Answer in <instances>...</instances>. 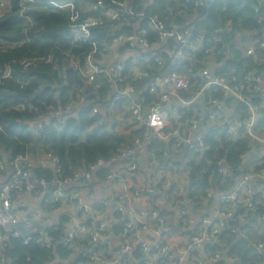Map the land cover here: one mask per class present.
Instances as JSON below:
<instances>
[{
    "label": "built area",
    "instance_id": "1",
    "mask_svg": "<svg viewBox=\"0 0 264 264\" xmlns=\"http://www.w3.org/2000/svg\"><path fill=\"white\" fill-rule=\"evenodd\" d=\"M157 1L160 0H143L140 5L139 2L119 0L114 6L105 7V0H91L87 10L98 12L104 8L105 11L91 13L79 20L82 9L76 7L74 1L22 0L24 8L29 4L43 3L54 11L70 12V37L75 43L85 42L92 46L83 58L55 47L64 56L65 68L74 70L83 83L67 88V105L59 104L49 110L42 120L31 125L34 131L38 132L44 121L55 120L63 126L68 119L78 116L80 107L91 105L92 115L104 119H110L114 113L128 112L131 134L135 135L132 146L119 149L109 160L76 167L72 177H62L61 157L53 151H41L35 157L30 152L18 154L8 163L0 159V264L11 263L5 256L6 248L11 247V237L22 238L24 244L35 241L46 247L62 245L71 250L72 258L57 257L52 264H189L187 257L192 251L204 244L211 247L224 230L242 236L241 222L254 217L250 226L264 231V214H256L259 205L264 204V125L261 123L264 120V73L258 72L257 66L239 71L230 66L224 68L236 56L225 40L227 31L219 27L202 35L203 30L196 28V22L206 19V14L200 15L198 10L213 6L218 0H174L165 8L173 28L168 27L165 32L160 31L163 21L157 15L149 17L147 13ZM258 2L262 4L264 0ZM5 3L0 0V7H5ZM187 5H192L193 9H188L189 12L181 10ZM180 12L185 19L177 23L174 18ZM19 15L28 22L32 21L23 8ZM101 23H106L110 29L103 32L100 42L93 36L92 27ZM195 29L198 32H194ZM151 31L156 33L153 39L150 38ZM207 35L211 38L208 44L205 43ZM170 39L174 43H170ZM245 58L264 64V41L246 47ZM56 60L54 51H50L44 56L23 58L19 63L26 69L36 62L54 66ZM199 63L201 66L198 67ZM11 77L12 67L8 64L0 72V85ZM106 86L108 91L104 94L102 88ZM33 106L30 100L20 102L21 109ZM242 137L249 140V150L241 154L244 159L242 167L228 165L225 155L213 153L209 157L206 154L213 149L211 140L216 145L222 138L235 140ZM155 140L163 144L161 154L165 164L156 168L145 187L137 186L133 195L128 179L110 171L106 180L112 186L111 197L90 206L83 202L84 187L88 189L96 172L102 168H111L120 162L125 171L123 175L141 177L138 151L148 148L154 157L156 154L151 145ZM177 152L184 155L185 165L197 158H204L207 163L217 158L220 185L238 171L242 176L229 191L216 186L207 194V199L216 193L221 194L219 207L213 217L203 220L201 231L180 249L168 243L165 238L167 230H162V225L156 228L149 225L151 218L160 217L143 207L147 204L145 200L139 205L141 207L133 204L140 193L145 192L147 196L160 194L154 202L173 204L177 201L182 204L184 208L180 217L186 223L189 208L195 203L191 193L196 186L184 183L173 187V174L182 171L179 170L181 166L177 160L180 155ZM34 166L50 168L52 179L37 177ZM51 185L54 189L47 191ZM38 187L49 192L51 201L60 202L55 208L57 219L63 215L70 217L66 224L67 235L56 242L52 240L51 230L57 229L54 227L57 219L53 225L45 220L41 229L31 222L26 231L14 227L22 217V206L27 205L23 202L15 206V195L18 192L32 193ZM116 212L126 220L120 234L112 230L119 222ZM43 215H47L45 208ZM89 220L92 223L86 225ZM160 222L169 229L171 225L166 223H171L172 218L165 215ZM230 222L236 225H230ZM37 233L42 234L37 237ZM250 245L264 251V240ZM136 249L141 251L142 258L134 256ZM206 255L207 247L198 256L199 264L207 260ZM221 255L222 252H216L209 261L216 264Z\"/></svg>",
    "mask_w": 264,
    "mask_h": 264
},
{
    "label": "trees",
    "instance_id": "2",
    "mask_svg": "<svg viewBox=\"0 0 264 264\" xmlns=\"http://www.w3.org/2000/svg\"><path fill=\"white\" fill-rule=\"evenodd\" d=\"M5 1V7H0V72L6 65L11 64L12 77L0 85V159L8 163L16 155L31 153L37 148L44 152L53 151L61 157L64 170L62 177H72L76 167H88L98 160H109L118 153L119 149L132 146L135 134L117 133L112 128L110 120L104 119L100 115H92L91 105L80 107L78 116L71 117L63 126H60L55 120L44 121L42 128L38 132L34 131L31 125L42 120L49 110L59 104L67 105L69 100L66 97L67 88L75 83H83V80L78 77L74 70L65 68L64 56L61 50L55 47L71 52L78 58H83V54L90 52L92 46L85 42L75 43L70 37V12L54 11L43 3L29 4L24 8L21 3L22 0ZM69 1H74L75 6L82 10L83 8L87 10L91 4V0ZM117 1L119 0H105V7L114 6ZM128 1L139 2L141 5L143 0ZM173 3L174 0H160L147 9L149 17L157 15L163 21L164 25L160 28L162 32H165L168 27L173 28L171 26L172 19L170 20L169 15L165 12V8ZM22 8L25 15L31 17V22L19 15ZM186 8H181V10L189 12L188 9H193V6L187 5ZM82 10L79 20H84L91 13L102 14L105 11L104 8L98 12ZM178 10L179 8L176 9V11ZM198 11L200 15L206 14V19L195 23L198 30L210 32L215 28L223 27L227 31L225 40L230 43L234 39L232 42L234 45L238 34L240 35L237 39H244L248 33H254L256 40H264V2L259 4L258 0H218L213 6L201 7ZM184 19L185 15L182 12L174 18L177 23H182ZM108 29L110 28L106 23L97 24L92 27L93 36L101 42L103 32ZM237 32L241 33L236 34ZM155 35L156 33L150 32L151 39L155 38ZM210 40V36L207 35L205 43L208 44ZM170 43H174V40L170 39ZM233 50L236 54L235 59L234 61L229 60L224 68L230 66V68L239 71L257 66L258 72H264V64H257L251 58L248 60L245 58L244 48L238 47ZM50 51H54L56 55L57 60L54 66L36 62L24 69L19 63V60L23 58L44 56ZM166 64H168V59ZM199 66L201 63L198 64ZM102 91L105 94L108 87H103ZM23 100H30L34 105L33 108L21 109L20 102ZM261 123L264 125V120ZM262 135L264 136V132ZM211 144H213L212 151L206 153L209 157L213 153L219 156L225 155L228 165L242 167L244 159H242L241 154L243 151L249 150V140L246 137L235 140L222 138L216 145L211 140ZM162 145V142L155 140L151 148L154 149L155 154L160 155ZM198 160L200 163L196 159L189 163L191 166V184L196 186L191 193V197L195 201L196 199L201 200V196H207L216 186L230 190L232 178H228L223 185H220L221 173L216 164L217 158H212V163H207L204 158ZM205 167H208L207 172L199 178L198 182H195L196 171ZM33 171L37 177H45L47 180H51L53 177V171L50 168L34 166ZM110 171L111 168H102L96 172L95 178L104 181ZM211 175H213L214 182L209 179ZM122 177L128 179L130 192L135 195L139 176L137 174H125ZM47 189V191H52L54 185L47 187ZM40 192H42L41 188L38 187L32 194L37 195ZM195 193L199 196L198 198L195 197ZM47 195L49 196V192ZM59 205L60 202L58 201H51L50 206L47 202L42 203L44 208L48 206L49 208H56ZM166 213L165 210H159L158 215L162 218ZM257 213L258 215L264 214V204L259 205ZM116 217L119 222L113 225L112 230L120 234L125 228L126 220L118 212H116ZM69 221L70 217L67 215L57 219V223L54 225L57 229L51 230L54 242L67 235L66 224ZM91 223L92 220H89L86 225ZM230 225L235 226L236 224L230 222ZM41 234L37 233L36 236L40 237ZM244 242V239H239L237 234H233L228 229L221 233L218 241L208 247V251L212 256L216 252H222L221 260L216 264H224L222 261L224 254L230 259L233 256H239L242 261L241 264H248L252 254L244 248ZM10 243L11 247L6 248L5 256L10 259L11 264H52L57 257L64 260L72 258L71 250L62 245L56 248L46 247L35 241L24 244L22 238L13 237L10 238ZM235 252H237L236 255H234ZM134 256L137 259L143 257L139 249L135 250ZM77 261H79L78 258Z\"/></svg>",
    "mask_w": 264,
    "mask_h": 264
},
{
    "label": "crops",
    "instance_id": "3",
    "mask_svg": "<svg viewBox=\"0 0 264 264\" xmlns=\"http://www.w3.org/2000/svg\"><path fill=\"white\" fill-rule=\"evenodd\" d=\"M206 31V30H203ZM241 33L237 32L236 34ZM240 34H238L237 37H239ZM235 45L232 43L234 39L230 42V45L233 49H237L238 47L249 48L255 44H258L260 41L264 40H256V35L254 33H248V36L244 39H237ZM241 38V36H240ZM247 40V41H246ZM246 41V42H245ZM264 73V72H263ZM261 100H258V103H260ZM233 111L230 110L229 113ZM111 126L112 128L119 134L123 135H131L132 133V127L129 124V113L121 111L120 113H114L112 116H110ZM41 150L39 148L36 149V151H32L31 153L35 157L36 155L40 154ZM150 152L148 151V148L142 149L138 151V162H139V172H141V177H138V184L137 186H140L142 184L147 185L148 179L150 177H153L152 175L156 173V168H158L161 164H165V158L162 157V154H156L154 157L151 156ZM177 155H180V158L178 161V166H181L178 173L173 174V187H177L181 184H191V178H190V165H185L184 163V155L182 153L177 152ZM199 158L196 159V161ZM169 159L168 161H170ZM195 161V162H196ZM227 163V162H226ZM244 164V162H243ZM207 168L205 167L201 170L196 171V176L194 180H199V178L203 177V175L207 172ZM111 171L113 173H118L120 176L124 174V170L121 169V163H115L111 167ZM231 178V177H229ZM242 176L239 175V172L235 173V175L232 178V186H235L237 183L240 182ZM210 181L212 182L213 175L209 176ZM98 180L95 178L93 183L91 184L88 189L84 187L83 193H82V200L83 202L90 206L98 201L104 200L106 198L111 197V184L109 181L104 179V181H96ZM160 180V178H158ZM214 182V180H213ZM223 189V188H221ZM210 191V190H208ZM207 191V192H208ZM216 193V192H215ZM196 194V193H195ZM220 193H216L214 196L211 197V199H207L206 196H201V200L196 199L194 205H192L189 208V214L187 215V221L186 223L181 219L182 214V204L175 201L173 204L168 203H159L157 204L154 202L155 199L160 198V194H156L155 196H147L146 193H140L138 197L135 198L133 201L134 205H138L137 207H141L139 205H142V200H145L147 202L146 206H143L144 208H147L153 213H159V210H165L167 211L166 217L170 216L172 218L171 226L169 229H165V224H161L163 229L167 230L165 238L168 241V243L177 245L176 247L178 249L184 247L191 238L199 233L201 231V224L205 218H210L215 215L216 210L219 207V196ZM198 198L199 196L196 194L195 196ZM51 199L45 191L40 192V194L34 195L32 193H23L18 192L15 195V202L14 205L18 206L19 204H22L23 202H26V206H22V217L21 219L14 224V227H16L19 230L26 231L27 225L31 222L34 224V227L37 229H41L45 226V220L48 221L49 225H53L56 223L57 219V213L55 212V208H49ZM47 202L49 206L45 208L47 215L44 217L43 210L44 207H42V203ZM54 207V205H53ZM256 214H258L256 212ZM260 215V214H259ZM261 216V215H260ZM36 217V219H35ZM255 218L246 220L245 222H241L240 229L243 230V235H238L239 239H244V248L247 250V252H251L252 258L248 260V264H262L264 261V251H258L251 247L252 242H258L264 240V231H262V228L254 229L250 226L251 222L254 221ZM160 218H151L149 220V225L153 228H156L160 225ZM201 225V226H200ZM212 245V244H211ZM207 244H204L202 247L197 248L196 250L192 251L187 259L189 264H199L198 263V256L200 254H203L204 248L207 247V260L203 262V264H214L209 261V258L212 256V254H209ZM236 251V250H235ZM225 253V252H224ZM237 252L234 253L236 255ZM224 264H241L242 261L239 256H233L232 259L228 258L225 254L223 255ZM235 262V263H234ZM11 264V263H10Z\"/></svg>",
    "mask_w": 264,
    "mask_h": 264
},
{
    "label": "water",
    "instance_id": "4",
    "mask_svg": "<svg viewBox=\"0 0 264 264\" xmlns=\"http://www.w3.org/2000/svg\"><path fill=\"white\" fill-rule=\"evenodd\" d=\"M194 32H198V30L195 29ZM206 33H207L206 31H202V32H201L202 35H205ZM183 152H184V151H183ZM58 261H59V262H62L61 259H59Z\"/></svg>",
    "mask_w": 264,
    "mask_h": 264
},
{
    "label": "rangeland",
    "instance_id": "5",
    "mask_svg": "<svg viewBox=\"0 0 264 264\" xmlns=\"http://www.w3.org/2000/svg\"><path fill=\"white\" fill-rule=\"evenodd\" d=\"M197 162H199V163H200V161H199V160H197ZM139 187H140V188H142V187H145V185H144V184H142V185H140Z\"/></svg>",
    "mask_w": 264,
    "mask_h": 264
}]
</instances>
